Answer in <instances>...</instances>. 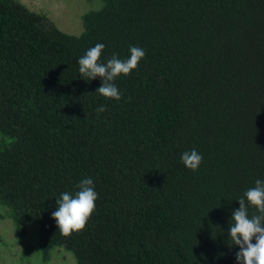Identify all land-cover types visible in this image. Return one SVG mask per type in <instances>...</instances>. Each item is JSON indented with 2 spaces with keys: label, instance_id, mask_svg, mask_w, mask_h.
Masks as SVG:
<instances>
[{
  "label": "trees",
  "instance_id": "16d2710c",
  "mask_svg": "<svg viewBox=\"0 0 264 264\" xmlns=\"http://www.w3.org/2000/svg\"><path fill=\"white\" fill-rule=\"evenodd\" d=\"M100 1L71 34L0 0V204L20 235L39 223L47 259L65 247L77 264H237L232 213L264 181V0ZM97 43L105 63L145 50L113 81L120 100L79 73ZM193 149L195 171L181 161ZM84 178L96 210L65 237L56 199Z\"/></svg>",
  "mask_w": 264,
  "mask_h": 264
},
{
  "label": "clouds",
  "instance_id": "9594fccd",
  "mask_svg": "<svg viewBox=\"0 0 264 264\" xmlns=\"http://www.w3.org/2000/svg\"><path fill=\"white\" fill-rule=\"evenodd\" d=\"M104 48L103 43L89 48L78 60L79 73L88 81L100 77L102 84L96 91L105 98L120 100L122 93L113 81L118 76L129 75L137 69L146 53L143 48L132 46L128 58L120 59L114 53L105 63L101 61ZM105 110L104 105L96 109L97 113ZM181 161L185 167L195 171L202 163L203 156L193 149L183 152ZM77 187L79 190L74 195L70 192L62 193L56 199L57 210L52 212L61 235L65 237L85 229L96 210L95 202L99 198L91 178H84ZM238 201L239 208L232 213L234 223L230 225L228 232L231 245L239 246L235 255L237 264H264V181L257 179L255 186L249 188ZM249 205L254 206L258 214L250 216Z\"/></svg>",
  "mask_w": 264,
  "mask_h": 264
},
{
  "label": "rangeland",
  "instance_id": "374dc122",
  "mask_svg": "<svg viewBox=\"0 0 264 264\" xmlns=\"http://www.w3.org/2000/svg\"><path fill=\"white\" fill-rule=\"evenodd\" d=\"M20 1L31 10L45 14L61 30L71 34H80L84 13L101 5L100 0ZM39 227L38 222H30L27 234L20 235L11 211L0 204V264H77L74 253L65 247L50 250L47 259L39 241Z\"/></svg>",
  "mask_w": 264,
  "mask_h": 264
}]
</instances>
